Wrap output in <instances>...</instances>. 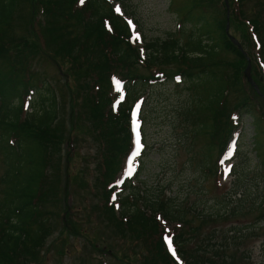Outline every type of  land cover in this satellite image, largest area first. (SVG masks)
I'll use <instances>...</instances> for the list:
<instances>
[{
	"label": "trees",
	"instance_id": "obj_1",
	"mask_svg": "<svg viewBox=\"0 0 264 264\" xmlns=\"http://www.w3.org/2000/svg\"><path fill=\"white\" fill-rule=\"evenodd\" d=\"M23 1L29 7L30 25L38 10L46 14L41 21L42 31L51 36L52 41H61L59 54L70 63L65 75L88 80L83 88H78L90 99L92 124L99 131L96 132L98 137L106 142L98 170L100 184L112 186L108 193L114 191V180L131 147L129 127L131 103L136 95L132 90L134 84L153 86L173 83L178 78L197 94L196 104L191 103L186 113L196 126L194 135L211 139L207 159L212 152L218 150V155L223 152L231 134L240 126L241 115L249 117L254 131L255 157L264 166V75L260 68V63H264V0H229V28L240 41L245 56L225 34L224 1L194 0L182 17L191 33L188 42L183 46L170 38L145 44L144 49L149 54L143 60L146 71L142 73L135 61L139 57L138 50L129 43L127 23L115 16L104 0H84L83 3L81 0H0V154L5 168L0 177V264H27L28 258L22 252L41 244L49 233L42 205L52 150L69 140L59 132L60 111L55 91L45 80L35 83L30 61L24 55L23 50L32 49L33 41L13 36L15 15L23 7ZM247 1L252 7L247 8L246 14L243 7ZM51 55L55 58V52ZM227 55L231 57L228 65L223 60ZM157 57H161L159 62ZM246 59L251 60V78L260 95L244 80ZM22 63L26 66L25 75ZM80 74L82 77H78ZM111 77L123 83L126 91L115 108L113 103L121 98L114 90ZM108 81L109 85H105ZM91 83L98 85L93 95L88 93ZM29 90H35L38 97L35 110L32 105L33 110L24 113ZM70 92L74 94L73 89ZM232 93L236 104L231 106L229 119L222 113ZM72 94H69L71 119L77 120L78 113L73 112L76 100ZM13 96L18 98L17 102H7V98ZM205 170L208 174L214 171L206 164ZM68 180L69 176L65 179L66 187ZM124 187L127 194L119 195L116 202L109 201V207L105 204L102 207L104 214L111 218L109 222L128 234L131 244L139 245V252L131 250L129 258L140 259L145 264H240L238 258L225 249L229 246L227 240L234 241L240 235L227 237L223 226L230 218L243 214L244 199L248 196L245 192L237 190L228 196L222 213L195 214L201 219L199 227L191 225L193 219L187 218L189 211L158 192L161 189L142 195L129 183ZM117 205H120L118 212ZM263 206L253 203L250 209L258 210ZM260 221H264V216ZM164 223L177 226L169 227ZM219 225L222 237L218 234ZM205 226L213 227L201 240H195L194 247L190 246V236H201ZM168 236L172 237L179 261L169 255L165 244ZM132 259L122 260L131 264Z\"/></svg>",
	"mask_w": 264,
	"mask_h": 264
},
{
	"label": "rangeland",
	"instance_id": "obj_2",
	"mask_svg": "<svg viewBox=\"0 0 264 264\" xmlns=\"http://www.w3.org/2000/svg\"><path fill=\"white\" fill-rule=\"evenodd\" d=\"M104 1L123 21L132 22L128 30L129 42L137 46L139 57L135 61L141 73L146 71L143 60L149 54L143 49L145 44L171 38L184 46L191 36L189 25L184 22L182 24V17L194 0ZM25 3H21L23 7L15 15L13 36L33 41L32 49L23 50L24 55L30 61L35 83L40 84L45 80L57 94L59 132L69 140L52 150L50 174L45 184L46 195L42 205L49 233L41 244L30 246L22 254L28 258L27 264H130L122 259L131 260L129 252L133 250L138 253L139 245L131 244L128 234H123L118 225L109 222L111 218L109 214H104L102 207L104 204L108 206L113 197L108 193L107 186L99 182L98 162L106 142L98 137L99 131L92 124L90 99L85 98L86 93L78 88H83L88 80H77L73 76V82L72 77L65 75V71L70 69V63L59 54L61 41L58 38L52 41L51 36L42 31L41 21L46 14L38 10L33 26L30 25L31 15ZM245 5L243 10L247 14V8L252 5L248 1ZM230 32L232 34L231 28ZM54 52L55 58H52ZM160 58L157 57V62ZM223 60L228 65L231 57L227 55ZM22 66L25 75L26 66L23 63ZM260 66L264 69V64ZM78 77H82V74ZM112 81H115L114 77H111ZM109 82L105 85H109ZM185 85L179 80L153 86L134 84L132 90L136 95L133 99L135 101L132 100L135 108L133 119L140 129L139 150L142 152L127 165L131 175H127L125 180L129 179L142 195L149 191L157 193L161 189L158 192L189 211L187 218L193 219L191 225L199 227L201 219L195 214L222 213L228 203V196L237 190L245 192L248 196L244 199L243 214L235 219L230 218L223 226V234L227 237L235 234L240 237L234 241L227 240L229 246L225 249L231 256L238 258L240 264H264V221H260L264 216V208L250 209L253 203L264 204V166L255 157L251 119L241 115L240 128L231 135L222 153L220 164L223 172L220 176L217 166L213 167L218 159V150L207 159L206 150L211 139L194 135L196 126L186 110L191 103L196 104L197 94ZM90 86L91 93H88L93 95L98 85L91 83ZM72 89L74 94L70 92ZM123 91L125 89L122 88L118 95L123 97ZM69 94L76 100L73 112L74 115L78 113L77 120L71 119ZM37 97L34 90V94L27 98L24 113L35 110ZM17 100L15 96L7 98V102L13 104ZM225 104L222 115L230 119L233 111L230 110L231 106L236 104L235 94H229ZM2 160L0 154V177L5 170ZM205 164L214 169L213 173L206 172ZM67 176L70 179L68 187L65 184ZM118 193L123 192L117 190L115 195ZM164 224L177 226L176 223ZM213 226H205L201 236H190L189 245L194 247L195 240H201ZM218 234L222 237L221 225L218 226ZM131 264L145 262L133 258Z\"/></svg>",
	"mask_w": 264,
	"mask_h": 264
},
{
	"label": "water",
	"instance_id": "obj_3",
	"mask_svg": "<svg viewBox=\"0 0 264 264\" xmlns=\"http://www.w3.org/2000/svg\"><path fill=\"white\" fill-rule=\"evenodd\" d=\"M224 1H225V5L227 6V10H228V7H229V6H228V0H224ZM227 17H228V14H227ZM228 18H229V17H228ZM228 18H227V19H228ZM225 28H226V29H225V33L227 34L228 38L232 41V43H233L238 49H240V50L242 51L239 42H237V40H236L235 38H233V37L229 34L228 22H227ZM249 64H250V63L248 62V66H247V68H246L247 71H246L245 75H246V77H247V81H249V83H251V84L254 86L255 90L258 92V89H257L256 85L254 84L253 81H251V79H250L249 76H248Z\"/></svg>",
	"mask_w": 264,
	"mask_h": 264
},
{
	"label": "snow or ice",
	"instance_id": "obj_4",
	"mask_svg": "<svg viewBox=\"0 0 264 264\" xmlns=\"http://www.w3.org/2000/svg\"><path fill=\"white\" fill-rule=\"evenodd\" d=\"M84 0H81V3H83ZM118 12L120 11L119 8L116 9ZM132 22L129 21V24H131ZM137 39H139V37L137 36L136 37ZM139 148H140V137H139V133L137 132V136H136V150L133 152V155H137L139 153ZM229 155H231V151L229 152ZM129 163H131V161H129ZM128 175H131V170H129V172L127 173ZM167 243H168V247H169V250L172 251V242H171V239L166 237L165 238Z\"/></svg>",
	"mask_w": 264,
	"mask_h": 264
}]
</instances>
